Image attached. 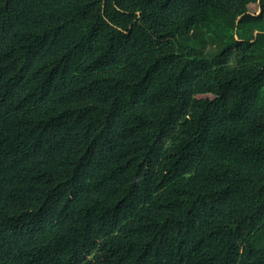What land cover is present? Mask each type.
<instances>
[{
    "label": "trees",
    "instance_id": "trees-1",
    "mask_svg": "<svg viewBox=\"0 0 264 264\" xmlns=\"http://www.w3.org/2000/svg\"><path fill=\"white\" fill-rule=\"evenodd\" d=\"M0 264H264V0H0Z\"/></svg>",
    "mask_w": 264,
    "mask_h": 264
},
{
    "label": "rangeland",
    "instance_id": "rangeland-1",
    "mask_svg": "<svg viewBox=\"0 0 264 264\" xmlns=\"http://www.w3.org/2000/svg\"><path fill=\"white\" fill-rule=\"evenodd\" d=\"M207 50H208V51H211V52H216L217 49H216V48H210V47H209Z\"/></svg>",
    "mask_w": 264,
    "mask_h": 264
}]
</instances>
